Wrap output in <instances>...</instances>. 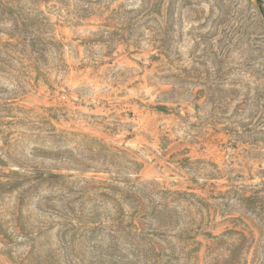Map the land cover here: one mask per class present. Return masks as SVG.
<instances>
[{
	"label": "rangeland",
	"instance_id": "374dc122",
	"mask_svg": "<svg viewBox=\"0 0 264 264\" xmlns=\"http://www.w3.org/2000/svg\"><path fill=\"white\" fill-rule=\"evenodd\" d=\"M0 264H264V0H0Z\"/></svg>",
	"mask_w": 264,
	"mask_h": 264
}]
</instances>
